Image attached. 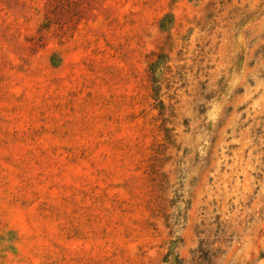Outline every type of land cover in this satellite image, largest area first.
Segmentation results:
<instances>
[{
    "label": "rangeland",
    "instance_id": "rangeland-1",
    "mask_svg": "<svg viewBox=\"0 0 264 264\" xmlns=\"http://www.w3.org/2000/svg\"><path fill=\"white\" fill-rule=\"evenodd\" d=\"M0 264H264V0H0Z\"/></svg>",
    "mask_w": 264,
    "mask_h": 264
},
{
    "label": "trees",
    "instance_id": "trees-1",
    "mask_svg": "<svg viewBox=\"0 0 264 264\" xmlns=\"http://www.w3.org/2000/svg\"><path fill=\"white\" fill-rule=\"evenodd\" d=\"M61 0H51V3L53 2H60ZM65 1H67V0H65ZM50 20L48 19V18H46L45 19V22L43 23V25L41 26V28H43V29H47V28H49L50 27Z\"/></svg>",
    "mask_w": 264,
    "mask_h": 264
}]
</instances>
